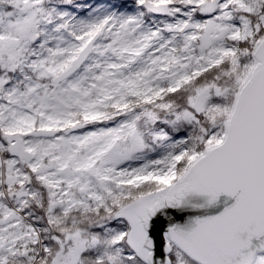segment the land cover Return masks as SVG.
<instances>
[{
    "label": "snow or ice",
    "instance_id": "6c2138e0",
    "mask_svg": "<svg viewBox=\"0 0 264 264\" xmlns=\"http://www.w3.org/2000/svg\"><path fill=\"white\" fill-rule=\"evenodd\" d=\"M0 264H264V0H0Z\"/></svg>",
    "mask_w": 264,
    "mask_h": 264
}]
</instances>
